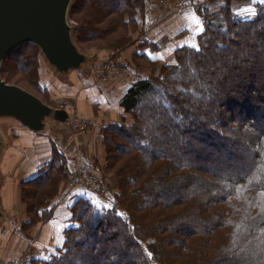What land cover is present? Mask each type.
Returning <instances> with one entry per match:
<instances>
[{"label":"trees","instance_id":"obj_1","mask_svg":"<svg viewBox=\"0 0 264 264\" xmlns=\"http://www.w3.org/2000/svg\"><path fill=\"white\" fill-rule=\"evenodd\" d=\"M143 2L75 0L80 51H123L144 30ZM224 2L213 13L197 7L202 32L178 33L175 42H187L174 49L173 64L147 56L159 51L155 43H139L130 69L141 76L125 84L122 112L103 127V164L84 162L102 176L106 195L71 190L80 164L49 141V160L19 183L27 216L20 230L29 237L55 218L63 185L73 194L71 216L50 259L29 264H264V0ZM235 7L251 15L239 18ZM45 65L53 68L25 43L1 75L47 103ZM72 72L83 74L65 76Z\"/></svg>","mask_w":264,"mask_h":264},{"label":"rangeland","instance_id":"obj_2","mask_svg":"<svg viewBox=\"0 0 264 264\" xmlns=\"http://www.w3.org/2000/svg\"><path fill=\"white\" fill-rule=\"evenodd\" d=\"M143 3V5L147 6L149 9L164 7L165 10L168 9V13L170 12L171 14H176V12L179 11L182 12L187 9H192V5L196 3H198L197 7L202 4L203 7L210 9L213 13L219 10L225 2L224 0H144ZM248 8L249 10L252 9V12L255 11L253 6L249 5ZM234 9L235 12L238 13L239 18H244L247 15H251V12L241 11V8L235 7ZM140 15H142V13H140ZM75 21L78 23L77 20ZM202 28L203 25L201 22V25L197 26L195 31L200 33ZM142 41H139V43ZM186 42V40H177L173 43V46L171 45L170 50H174L176 46L180 47V45H183ZM188 42L192 44L194 43L191 40H188ZM97 44H102V42H97ZM130 46L131 43L127 45L123 51L119 52L121 54H119L116 50H106L100 48L91 49L92 46H90L89 50H87L85 53L90 57L89 63L85 65L84 70L82 71L83 74L80 75L76 72H72L71 75H74L72 79L65 75L58 74L54 68H52L54 70H50L47 65H45L43 73L45 77L43 76V84L51 91L50 96L47 98V104L51 105L52 107H60V104H65V102L62 100L69 101L75 104L76 107L78 106V112L83 116L79 102L81 96L88 94L85 92V90L90 88L92 93L95 95H101L103 97L102 104L108 111L107 105L113 106V104L117 103V99L115 95V103L111 101L112 96L106 101V95L110 94L113 88L115 89L117 84L123 85V83L121 80L115 78L103 80V78H101L102 70L108 62L114 63L115 66L123 63H125L123 65H126L129 68L131 65L134 66V64L129 60L132 55L131 52H129ZM147 56L150 58L156 55L151 54L149 51ZM158 58L169 64L175 63L172 52L158 56ZM129 61L131 63H128ZM139 62L144 65V68L148 66V64H146L144 61ZM156 65L160 64H152L150 66L154 68ZM159 67L157 68L158 70H154V73L152 72L151 74H149L151 71L149 69L147 76L153 77L155 73L158 75ZM130 73L134 78H136V80H138L141 76L140 71L136 73L135 71L130 70ZM21 86L32 90L26 83H23ZM83 86L85 87L82 88ZM80 88L82 89L80 90ZM100 109L103 111L102 108ZM113 110L114 109H111V111ZM107 116H110L109 112ZM68 129L69 132L71 131V133L74 135V131L71 129V127L69 128V126L65 125L55 126L51 134L47 133L43 135H37L14 119H0V137L4 142L0 159V206L5 212V217L0 219V233H3L2 238L0 239V244H2V246H0V260L7 259L8 261H14L23 260L25 258L27 259L26 264H29L31 263L32 259H50L52 254L49 243L50 235L46 234L45 237H42L44 235V229L46 227L45 225H43L44 229L39 233L38 229L32 232L30 234L32 237L24 236L20 230L23 223L27 221V216L25 205L22 203L20 198L19 183L27 178L28 175L32 173L35 174L41 167H43L51 155L50 148H47V144H49L50 140H53L56 143V141L59 140L58 133L61 132L60 137H62ZM76 155L82 157L84 153L81 150L76 153ZM81 165L82 164H80L79 167ZM64 187L66 188V185H63L62 187V192L64 191L62 193L63 196L65 193L69 192L68 186L66 189H64ZM69 205L70 204L67 202L65 208L63 209L65 210L64 217H60V222H69L71 216L69 210H67ZM4 231H6L7 237ZM59 234L60 236L62 235L61 233ZM54 239H56V236Z\"/></svg>","mask_w":264,"mask_h":264},{"label":"water","instance_id":"obj_3","mask_svg":"<svg viewBox=\"0 0 264 264\" xmlns=\"http://www.w3.org/2000/svg\"><path fill=\"white\" fill-rule=\"evenodd\" d=\"M75 0H0V119H14L31 131L50 132L56 120L67 122L65 110H55L28 90L7 83L1 75L4 60L19 46L34 43L59 74L83 71L90 57L81 52L70 25ZM4 142L0 137V159ZM5 212L0 206V219Z\"/></svg>","mask_w":264,"mask_h":264},{"label":"crops","instance_id":"obj_4","mask_svg":"<svg viewBox=\"0 0 264 264\" xmlns=\"http://www.w3.org/2000/svg\"><path fill=\"white\" fill-rule=\"evenodd\" d=\"M197 4L198 3L193 4L192 9H187L182 12L179 11L176 12V14H171L170 12L168 13V9L165 10L164 7H159L157 9H149L147 7L144 16L142 17L141 15L139 17L140 25L142 27L144 26V30L142 32L138 31L134 35V41L129 48V52H131L132 54L129 60L134 65H136L134 59L138 54V51L140 52V48L138 45L139 41L142 40H148L160 47L159 51H157V54L154 53L153 55L162 56L163 54H169L171 52L173 53L174 50H170V47L171 45L173 46V43L177 39L178 33L186 31L187 34L193 36L192 30H195L197 26L201 25V19L197 13V8H194L197 7ZM117 52L119 53L121 51ZM130 61L128 63H131ZM157 61L164 62V60H161L159 58ZM73 76L74 75H72L71 79L73 78ZM121 85L117 84L115 89L113 88L112 92L110 90L111 93L106 95V101L109 100L112 96L111 101L115 103V95L117 99V103L113 104V106L107 105L108 111L102 104L103 97L101 95H95L94 93H92V90L90 88L85 90V92H87L88 94H83L84 96H81L79 104L81 106L80 109L83 116L86 118L88 123L91 124V129L88 133H85L86 135L74 136L71 131L69 132V129L63 134L62 137H60L61 132L58 133L59 140L56 141V145L65 154L73 159V163L81 162L79 164H84L85 162L88 163V165H91L94 169H98L103 164V127L114 120L116 121L120 112H122V108L120 107L119 102L122 96L125 94L126 87L124 86V84V87H122ZM84 87L85 86H83L82 88ZM82 88H80V90ZM100 108H102L103 111ZM111 109L114 110L111 111ZM108 112L110 116H107ZM62 125L69 126L70 128L69 120L65 123H60L54 120L50 124L49 134L53 132L55 126ZM81 150L83 151L84 155L82 157H79L76 155V153ZM72 171L75 173L77 171V168H74V170ZM72 195L73 194H71L70 192L68 194L66 193L64 196L62 195L61 199L59 200L58 208L55 211V218L44 223V225L46 226L45 229L44 226H42L43 228L41 227L40 230L38 229V233L44 229V235L42 237H45L46 234L50 235V245L54 246L56 244L58 246L63 242V236H60L59 233L62 234V232L60 231H62L63 223H66V221L60 222L59 219L62 216L64 217L65 210L63 209L65 208L66 203H69ZM67 210H69V208ZM55 236L56 239H54ZM53 246H51L50 249H52Z\"/></svg>","mask_w":264,"mask_h":264},{"label":"built area","instance_id":"obj_5","mask_svg":"<svg viewBox=\"0 0 264 264\" xmlns=\"http://www.w3.org/2000/svg\"><path fill=\"white\" fill-rule=\"evenodd\" d=\"M69 23L74 28L78 26V23L75 19L69 18ZM75 35V31H74ZM130 68L124 65L115 66L114 63H106L104 69L102 70L103 80L107 79H118L125 84H131L136 81V78L130 73ZM65 104H60V107H53L55 110H65L69 115V124L71 129L74 131V135H82L88 133L91 129L90 124L86 120L84 116L79 114L78 106L75 104L64 101ZM78 185L84 186L87 191L91 194L104 196L107 193V188L104 186L102 182V176L95 174L89 166L82 164L79 169L76 171L74 177L71 179L69 183V188L71 190L75 189ZM0 264H23V260H0Z\"/></svg>","mask_w":264,"mask_h":264},{"label":"snow or ice","instance_id":"obj_6","mask_svg":"<svg viewBox=\"0 0 264 264\" xmlns=\"http://www.w3.org/2000/svg\"><path fill=\"white\" fill-rule=\"evenodd\" d=\"M201 32H202V29H201ZM195 47V50L198 52L199 51V46L197 45V46H194ZM262 195H264V194H262Z\"/></svg>","mask_w":264,"mask_h":264}]
</instances>
